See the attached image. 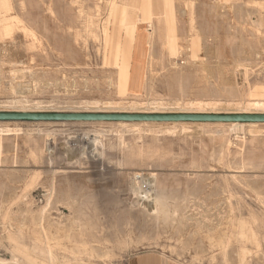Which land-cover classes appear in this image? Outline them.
Segmentation results:
<instances>
[{
	"label": "rangeland",
	"instance_id": "374dc122",
	"mask_svg": "<svg viewBox=\"0 0 264 264\" xmlns=\"http://www.w3.org/2000/svg\"><path fill=\"white\" fill-rule=\"evenodd\" d=\"M129 1L25 0L21 11L15 0L18 21H0V112L264 114L244 104L257 87L264 100V0H164L180 55L158 27L144 45L145 89L120 97L114 74L131 62L111 7ZM16 124L0 125L13 130L0 136V264H264V124Z\"/></svg>",
	"mask_w": 264,
	"mask_h": 264
},
{
	"label": "bare ground",
	"instance_id": "6f19581e",
	"mask_svg": "<svg viewBox=\"0 0 264 264\" xmlns=\"http://www.w3.org/2000/svg\"><path fill=\"white\" fill-rule=\"evenodd\" d=\"M78 1V0H77ZM102 1V0H101ZM176 1V0H175ZM178 1V0H177ZM187 1V0H186ZM205 1V0H204ZM219 1V0H218ZM228 1V0H227ZM249 1V0H248ZM251 1V0H250ZM14 2H15V0H0V21H1V23L2 24H8V22L9 21H11L12 19H15V20H17V17L16 16H14V15H12L13 13H14V11H16V8H14ZM72 2V1H71ZM74 2V1H73ZM73 2H72V4H73ZM110 2H112V1H110ZM126 2V1H125ZM189 3H190V1H188ZM259 2V1H258ZM96 3V2H95ZM187 3V2H186ZM195 3V2H194ZM193 3V4H194ZM71 4V3H70ZM228 4V3H227ZM97 5V4H96ZM189 5V4H188ZM20 10L21 11H25L26 10V2H25V0H21V3H20ZM98 6V5H97ZM97 6H95V7H97ZM231 6V5H230ZM94 7V8H95ZM103 7V6H102ZM101 7V8H102ZM155 8H153V4L151 3V1L150 0H130L129 1V4L128 5H126V6H118V5H114L113 4V7H111V9H112V12L115 14L114 15V23L113 24H115V25H120L123 29H124V31H125V33H126V38H125V46H124V52L122 53V57L124 58V59H127L128 61H130L131 63L129 64V66L130 67H128V65L127 64H123L122 66H118L116 69H117V74H114V75H117V79H116V83H115V88H116V94L117 95H119L120 97H129V96H138L139 97V95H138V93H136V91L133 89V88H136L138 91L137 92H142L144 89H145V83H144V78H145V74L146 73H144V68H143V63H144V57H145V50H144V45H147V44H151V39H152V37H153V35L155 34V32H156V30H157V28L158 27H162V32H163V35H164V43H165V45H166V48H167V51H168V54H169V56L171 57V58H173V59H177L178 57H179V55H180V45L179 44H177V45H175V43H173V41L174 40H176V41H178L179 39H178V37H177V18H176V13H174V15H173V18H171L172 20L170 21V24H171V26H172V29H171V32L173 33V35H175V37L173 38V37H171L170 36V33H169V28H168V25H169V21L167 20V18H166V12H165V1L164 0H158V2H157V4H156V6H154ZM185 7V6H184ZM258 8H259V6H257ZM189 8H190V5H189ZM233 8V7H232ZM231 9V8H230ZM194 10V9H193ZM232 10V9H231ZM103 11V10H102ZM137 12V11H139L140 13V15H135V13L134 12ZM187 12V11H186ZM188 12H190V11H188ZM23 13V12H22ZM93 13V12H92ZM261 13V12H260ZM16 14V13H15ZM94 14V13H93ZM188 15V14H187ZM91 16V15H90ZM189 16V15H188ZM190 18V17H189ZM261 19H262V17H261ZM21 20V19H20ZM90 20H92V19H90ZM94 20V19H93ZM98 20V19H97ZM14 21V20H13ZM12 21V22H13ZM18 21V20H17ZM96 21V20H95ZM252 21V20H251ZM263 21H264V19H263ZM99 22V21H98ZM0 23V24H1ZM18 23H20V25H21V23L22 22H18ZM17 23V24H18ZM97 23V22H96ZM95 23V24H96ZM99 24V23H98ZM98 24H96V25H98ZM102 24V23H101ZM104 24V23H103ZM188 24H189V22H188ZM252 24V23H251ZM13 26H16V25H14L13 24ZM23 26V25H22ZM24 26H26V25H24ZM95 26V25H94ZM88 27V26H87ZM101 27H102V25H101ZM12 27L10 26V27H8V26H6L5 27V31L7 32V31H10V29H11ZM26 28V27H25ZM25 28H24V30H25ZM90 28V27H89ZM91 28H92V26H91ZM104 28V27H103ZM246 28V27H245ZM28 29V28H27ZM94 29V28H93ZM92 29V30H93ZM141 29H145L146 30V32H147V34L148 35H144L145 37H146V39H145V37H143L142 39H141V37H140V30ZM192 29H194V27L192 28ZM243 29V28H242ZM13 30V29H12ZM86 30H87V28H86ZM85 30V31H86ZM92 30H91V32H92ZM106 30V29H105ZM105 30H103V32L105 31ZM195 30V29H194ZM259 30V29H258ZM19 31V30H18ZM26 31V30H25ZM196 31L197 32H199L197 29H196ZM263 31H264V29H263ZM13 32V31H12ZM24 32V31H23ZM97 32V31H96ZM151 32V33H150ZM29 35H30V33L29 32H27ZM84 33V32H83ZM86 33V32H85ZM93 33H95V32H93ZM92 33V34H93ZM159 33V32H158ZM264 33V32H263ZM12 34V33H11ZM25 34V33H24ZM82 34V33H81ZM90 34V33H89ZM105 34V33H104ZM146 34V33H145ZM76 35V34H75ZM106 37H105V41H107L108 40V38H109V33L107 32L106 34ZM260 35V34H259ZM28 36V35H27ZM31 36V35H30ZM29 36V37H30ZM34 36V35H33ZM82 36H83V34H82ZM81 36V37H82ZM158 36H159V34H158ZM32 37V36H31ZM80 37V36H79ZM95 37H97V35L95 36ZM190 37V36H189ZM84 39H85V36L83 37ZM98 38V37H97ZM102 38V37H101ZM95 39V38H94ZM159 39V38H158ZM260 39V38H259ZM77 40V39H76ZM87 40V39H86ZM89 40H90V38H89ZM101 40V39H100ZM100 40H98V42L100 41ZM264 40V39H263ZM31 41V40H30ZM34 41V40H33ZM78 41V40H77ZM79 41H80V39H79ZM82 41V40H81ZM158 41H160V40H158ZM189 41V40H188ZM261 41H262V39H261ZM36 42V41H35ZM84 42V41H83ZM154 42V41H153ZM28 43V42H27ZM46 43V42H45ZM81 43V42H80ZM84 43H86V42H84ZM221 43V42H220ZM34 44V43H33ZM99 44H101V43H99ZM198 37H192L191 38V46H192V49H193V57L196 55V48L198 47ZM25 45V44H24ZM31 45V44H30ZM188 45V44H187ZM186 45V46H187ZM200 46V45H199ZM25 47H26V45H25ZM28 47V46H27ZM30 48V47H29ZM28 48V49H29ZM32 48H34V47H32ZM37 48V47H36ZM150 48V47H149ZM153 48V47H152ZM45 49V48H44ZM94 49V48H93ZM165 49V48H164ZM188 49H189V47H188ZM32 50V49H31ZM42 50V49H41ZM95 50V49H94ZM96 50H97V48H96ZM185 50H186V48H185ZM184 50V51H185ZM34 51H36V50H34ZM34 51H31V52H34ZM100 53V52H99ZM151 53V52H150ZM229 53V52H228ZM264 53V52H263ZM215 55H216V53H215ZM260 56V55H259ZM258 56V57H259ZM151 57V56H150ZM257 57V56H256ZM189 58V57H188ZM148 59H149V57H148ZM152 59V58H151ZM179 60H180V58H179ZM190 60V59H189ZM217 60V59H216ZM164 61V60H163ZM228 61V60H227ZM151 62V61H150ZM149 62V63H150ZM155 62V61H154ZM185 62V61H184ZM148 63V64H149ZM157 63H158V61H157ZM179 63V62H178ZM147 64V65H148ZM177 64V63H176ZM195 65V64H194ZM155 66V65H154ZM189 66V65H188ZM153 67V66H152ZM226 67V66H225ZM189 68V67H188ZM175 69V68H174ZM153 70V69H152ZM238 70H239V67H238ZM233 71V70H232ZM250 71V70H249ZM243 72H244V70H243ZM247 72V71H246ZM252 72V71H251ZM253 73V72H252ZM45 74V73H44ZM235 74V73H234ZM113 75V74H112ZM236 75V74H235ZM247 75V74H246ZM246 75H245V78H246ZM260 75V74H259ZM240 76H241V74H240ZM113 77V76H112ZM115 77V76H114ZM242 77V76H241ZM235 78H236V76H235ZM244 78V79H245ZM254 78V77H253ZM252 79V78H251ZM259 79V78H258ZM146 81V80H145ZM148 81V80H147ZM260 81V80H259ZM109 82V81H108ZM234 82V81H233ZM235 83V82H234ZM245 83V82H244ZM87 84V83H86ZM89 84V83H88ZM148 84H149V82H148ZM246 84H247V82H246ZM255 84V83H254ZM230 85H231V83H230ZM229 85V86H230ZM257 85V84H256ZM235 86V85H234ZM234 86H231L232 88L234 87ZM236 86H237V84H236ZM238 86H239V84H238ZM243 86V85H242ZM241 86V87H242ZM246 86V85H245ZM255 86V85H254ZM40 87V86H39ZM113 87V86H112ZM112 87H109V88H112ZM113 87V88H114ZM182 87V86H181ZM248 87H250L249 85H248ZM29 88V87H28ZM35 88H37V87H35ZM41 88V87H40ZM236 88H238V87H236ZM29 89H31V88H29ZM181 89V88H180ZM239 89V88H238ZM242 89V88H241ZM35 90V89H34ZM113 90V89H112ZM250 90V89H249ZM263 90V88H256V90H255V93H253L252 95H250L251 96V100L250 101H246V103H244L245 105H246V108L249 110H251L252 108L253 109H255V110H258V111H260L261 109L262 110H264V100L263 99H261V98H259L260 97V95H261V91ZM181 91V90H180ZM33 92V91H32ZM35 92V91H34ZM153 92V91H152ZM182 92V91H181ZM247 92V91H246ZM29 93V92H28ZM37 93V92H36ZM243 94V93H242ZM249 96V97H250ZM247 97V96H246ZM244 98V97H243ZM245 100V99H244ZM243 100V101H244ZM194 101V100H193ZM234 101V100H233ZM22 102V101H21ZM152 102V101H151ZM157 102V101H156ZM153 102V103H149V102H147L146 103V105H153V106H155V105H162V103L161 102ZM224 102V101H223ZM228 102V101H227ZM135 103V102H134ZM178 103H180V102H178ZM219 103V102H218ZM135 104H137V102L135 103ZM143 104V103H142ZM186 104V103H185ZM237 103L235 102V105H236ZM190 106H195V107H197V110H203L204 109V107H208V106H214V105H216V103L214 102V103H206V102H197V101H195V102H193V103H191V104H189ZM237 105H241V104H237ZM159 107V106H158ZM160 108V107H159ZM149 110V109H148ZM247 111V110H246ZM82 113V112H81ZM2 123H9V122H0V125L2 124ZM18 124V123H17ZM16 124V125H17ZM43 124V123H42ZM54 124V123H53ZM90 124V123H89ZM92 124H94V123H92ZM97 124V123H96ZM113 124V123H112ZM117 124V123H116ZM120 124V123H119ZM124 125L126 124V123H123ZM122 124V125H123ZM146 124V123H145ZM52 125V124H51ZM55 125V124H54ZM63 125V124H62ZM83 125V124H82ZM106 125V124H105ZM121 124H120V126H122ZM123 125V126H124ZM138 125V124H137ZM163 125V124H162ZM174 125V124H173ZM204 125V124H203ZM232 126H234V125H237L238 126V124H231ZM240 125V124H239ZM3 126V125H2ZM66 126H67V124H66ZM86 126V125H85ZM88 126H90V125H88ZM94 126V125H93ZM119 126V125H118ZM122 126V127H123ZM178 126V125H177ZM206 126V125H205ZM252 126H256V124H252ZM15 127V126H14ZM91 127V126H90ZM128 127V126H127ZM147 127V126H146ZM155 127V126H154ZM156 127H158V126H156ZM167 127V126H166ZM247 127V126H246ZM258 127V126H257ZM3 128V127H2ZM94 128V127H93ZM115 128V127H114ZM132 128H134V127H132ZM139 128H141L140 126H139ZM163 128H165V127H163ZM184 128V127H183ZM214 128V127H213ZM256 128V127H255ZM12 129V128H11ZM10 128L9 129H0V136H3V135H10V134H12V131L13 130H11ZM95 129V128H94ZM161 129H162V127H161ZM189 129V128H188ZM206 129V128H205ZM220 129V128H219ZM47 130V129H46ZM109 130V129H108ZM118 130V129H117ZM165 130V129H164ZM180 130V129H179ZM211 130V129H210ZM210 130H208V131H210ZM228 130V129H227ZM251 130V129H250ZM256 130V129H255ZM17 131V130H16ZM43 131V130H42ZM51 131V130H50ZM56 131H58V130H56ZM93 131H95V130H93ZM121 131V130H120ZM141 131V130H140ZM151 131V130H150ZM170 131V130H169ZM207 131V132H208ZM214 131V130H213ZM225 131V130H224ZM254 131V130H253ZM53 132V131H52ZM55 132V131H54ZM112 132V131H111ZM111 132H109V133H111ZM115 132V131H114ZM124 131H122V133H123ZM142 132V131H141ZM146 132V131H145ZM148 132V131H147ZM185 132V131H184ZM210 132H212V131H210ZM248 132H250V131H248ZM259 132H260V130H259ZM17 133V132H16ZM47 133V132H46ZM101 133V132H100ZM108 133V132H107ZM144 133V132H143ZM154 133V132H153ZM252 133H254V132H252ZM256 133V132H255ZM52 134V133H51ZM54 134V133H53ZM116 134V133H115ZM119 134H121V133H119ZM124 134H125V132H124ZM128 134V133H127ZM209 134V133H208ZM46 135V134H45ZM61 135V134H60ZM112 135V134H111ZM123 135V134H122ZM126 135V134H125ZM129 135H130V133H129ZM156 135V134H155ZM162 135V134H161ZM56 137V136H55ZM90 137V136H89ZM99 137V136H98ZM98 137L97 138H95L96 140H98ZM58 138V137H57ZM60 139H61V137H59ZM104 138V137H103ZM119 138V137H118ZM122 138V137H121ZM125 138V137H124ZM94 139V140H95ZM134 139V138H133ZM143 139V138H142ZM56 140V139H55ZM96 140L94 141V144H95V142H96ZM145 140V139H144ZM143 140V141H144ZM121 141H123L122 139H121ZM141 141V140H140ZM139 141V142H140ZM163 141V140H162ZM170 141V140H169ZM173 141V140H172ZM2 142V141H1ZM108 142V141H107ZM128 142V141H127ZM136 142V141H135ZM165 142V141H164ZM92 143V142H91ZM132 143V142H131ZM137 143V142H136ZM44 144V143H43ZM108 144V143H107ZM228 144V143H227ZM91 145V144H90ZM90 145H87V146H90ZM110 145H112V144H110ZM150 145V144H149ZM153 145V144H152ZM56 146V145H55ZM67 146H69V145H67ZM92 146V145H91ZM94 146V145H93ZM123 146V145H122ZM38 147V146H37ZM45 147V146H44ZM83 147H85L84 146V144H83ZM82 147V148H83ZM108 147V146H107ZM141 147V146H140ZM146 147V146H145ZM230 147V146H229ZM228 147V148H229ZM233 147V146H232ZM57 148V147H56ZM70 148V147H69ZM109 148H110V146H109ZM113 148V147H112ZM120 148H122V147H120ZM124 148V150H125V147H123ZM151 148H156L155 146L153 147H151ZM159 148V147H158ZM237 148V147H236ZM86 149V148H85ZM119 149V148H118ZM127 149H128V147H127ZM126 149V150H127ZM0 150H1V147H0ZM96 150V149H95ZM94 150V151H95ZM119 150H121V149H119ZM118 150V151H119ZM155 150H157V149H155ZM168 150V149H167ZM229 150V149H228ZM45 151V150H44ZM122 151V150H121ZM128 151V150H127ZM126 151V152H127ZM77 152V151H76ZM89 152V151H88ZM92 152V151H91ZM125 152V151H124ZM38 153V152H37ZM36 153V155H38ZM39 153H40V151H39ZM42 153V152H41ZM84 153V152H83ZM101 153V152H100ZM116 153H117V151H116ZM119 153H121V152H119ZM147 153V152H146ZM78 154V153H77ZM91 154H93V153H91ZM152 154V153H151ZM76 155V154H75ZM74 155V156H75ZM105 155V154H104ZM109 155H111L110 153H109ZM114 155V154H113ZM153 155V154H152ZM155 155V154H154ZM33 156V155H32ZM99 156V155H98ZM115 156V155H114ZM150 156V155H149ZM41 157V156H40ZM40 157H39V159H40ZM43 157H46V156H43ZM57 157V156H56ZM76 157V156H75ZM102 157V156H101ZM147 157H148V154H147ZM38 158V157H37ZM58 158V157H57ZM105 158V157H104ZM35 159V158H34ZM39 159H37V160H39ZM70 159V158H69ZM68 159V160H69ZM72 159V158H71ZM164 159V158H163ZM54 160V159H53ZM62 160V162L64 161L63 159H61ZM74 160V159H73ZM111 160V159H110ZM84 161V160H83ZM162 161V160H161ZM106 162V161H105ZM115 162V161H114ZM109 163V162H108ZM113 163V162H112ZM122 163V162H121ZM152 163V162H151ZM64 164V163H63ZM68 164V163H67ZM84 164V163H83ZM91 164V163H90ZM113 164H116V163H113ZM55 165V164H54ZM58 165H59V163H58ZM96 165V164H95ZM117 165V164H116ZM150 165V164H149ZM209 165V164H208ZM60 167V166H59ZM72 167V166H71ZM86 167V166H85ZM89 167V166H88ZM64 168V167H63ZM119 168H121V167H119ZM127 168H129V167H127ZM194 168V167H193ZM71 169V168H70ZM73 169V168H72ZM104 169V168H103ZM102 169V170H103ZM117 169V168H116ZM231 169V168H230ZM55 170V169H54ZM59 170V169H58ZM62 170V169H61ZM74 170V169H73ZM79 170V169H78ZM81 170V169H80ZM88 170H90V169H88ZM114 170V169H113ZM120 170V169H119ZM123 170H124V168H123ZM128 170V169H127ZM132 171H133V169H131ZM148 170V169H147ZM104 171V170H103ZM109 171V170H108ZM118 171V170H117ZM138 171H140V170H138ZM197 171V170H196ZM212 171V170H211ZM59 172H61V171H59ZM165 172V171H164ZM52 173V172H51ZM67 173V172H66ZM100 173V172H99ZM54 174V173H53ZM68 174V173H67ZM113 174V173H112ZM156 174V173H155ZM160 174H162V173H160ZM55 175V174H54ZM60 175V174H59ZM114 175V174H113ZM119 175H120V173H119ZM125 175V174H124ZM129 175V174H128ZM63 176V175H62ZM67 176V175H66ZM127 176V175H126ZM187 177H188V175H186ZM59 177V176H58ZM104 177V176H103ZM111 177H112V175H111ZM122 177H123V174H122ZM156 177V176H155ZM50 178V177H49ZM105 178H107V177H105ZM119 178H120V176H119ZM131 178V177H130ZM140 178V177H139ZM113 179V178H112ZM115 179V178H114ZM121 179H123V178H121ZM126 179V178H125ZM106 180V179H105ZM129 180V179H128ZM135 180H137V179H135ZM151 180H153V177H152V179ZM97 181V180H96ZM116 181V180H115ZM133 181V180H132ZM141 181H142V179H141ZM141 181H140V183H141ZM143 181H145V180H143ZM148 181V180H147ZM101 182V181H100ZM104 182V181H103ZM122 182V181H121ZM146 182V181H145ZM144 182V183H145ZM153 182V181H152ZM154 182H156V181H154ZM112 183V182H111ZM127 183V182H126ZM52 184H53V182H52ZM55 184V183H54ZM114 184H116V183H114ZM133 184H135V183H133ZM147 184V183H146ZM121 185H123V184H121ZM128 185V184H127ZM152 185V187H154V186H156V185H154L153 186V184H151ZM55 186V185H54ZM54 186H52V187H54ZM97 186V185H96ZM131 186V185H130ZM137 186H139V185H137ZM142 186V185H141ZM136 187V186H135ZM98 188H99V186H98ZM116 188V187H115ZM121 188H123V187H121ZM125 188V187H124ZM127 188H129V186L127 187ZM132 188V187H131ZM150 188V187H149ZM155 188V187H154ZM157 188V187H156ZM96 189V188H95ZM139 189H141V187H139ZM152 189V188H151ZM54 190H55V188H54ZM129 190V189H128ZM136 190V189H135ZM134 190V193L132 192L131 194L134 196V194L135 193H139V195H140V191L139 192H136ZM52 191V190H51ZM125 191H127V190H125ZM155 191V190H154ZM154 191H152V192H154ZM50 192V191H49ZM53 192V191H52ZM129 192H130V190H129ZM157 192V191H156ZM46 193H48V192H46ZM51 193V192H50ZM146 193V192H145ZM48 195V194H47ZM51 195H52V193H51ZM136 195V194H135ZM144 195V194H143ZM147 195H149V194H147ZM157 195V194H156ZM230 195V194H229ZM121 196V195H120ZM150 196V195H149ZM149 196L147 197V199L149 198ZM152 196V195H151ZM155 196V195H154ZM141 197H142V195H141ZM145 197H146V195H145ZM157 197V196H156ZM130 198V197H129ZM134 198H136V197H134ZM144 198V197H143ZM154 198V197H153ZM25 199V198H24ZM146 199V200H147ZM138 200V199H137ZM141 200H142V198H141ZM130 201V200H129ZM151 201V200H150ZM149 201V202H150ZM141 202V201H140ZM29 203V202H28ZM27 203V204H28ZM52 203V202H51ZM131 203V202H130ZM129 203V204H130ZM135 202H133V204H134ZM145 203H146V201H145ZM148 203V202H147ZM147 203L145 204V205H147ZM154 203V202H153ZM153 203H151V205L153 204ZM74 204V203H73ZM126 204V203H125ZM132 204V205H133ZM143 205H144V203H142ZM172 204V203H171ZM77 205V204H76ZM134 206V205H133ZM148 206H150V204L148 205ZM154 206V205H153ZM2 207V206H1ZM31 207V206H30ZM29 207V208H30ZM48 207V206H47ZM46 207V208H47ZM132 207V206H131ZM136 207V206H135ZM138 207H140V206H138ZM137 207V208H138ZM143 207V206H142ZM141 207V208H142ZM28 208V207H27ZM51 208V207H50ZM146 208H149V207H146ZM2 209H3V207H2ZM145 209V208H144ZM150 210V209H149ZM156 210V209H155ZM6 211H7V209H6ZM43 211V210H42ZM130 211V210H129ZM132 211V210H131ZM70 212V211H69ZM152 212V211H151ZM155 212H157V211H155ZM47 213V212H46ZM130 213V212H129ZM13 214V213H12ZM17 214H19V213H17ZM56 214V213H55ZM155 214H157V213H155ZM46 215V214H45ZM54 215V214H53ZM14 216V215H13ZM114 216H115V214H114ZM118 216V215H117ZM9 218V217H8ZM57 218V217H56ZM55 218V219H56ZM62 218V217H61ZM117 218V217H116ZM44 219V218H43ZM42 219V220H43ZM70 219V218H69ZM111 219V218H110ZM3 220V219H2ZM235 220V219H234ZM0 221H1V219H0ZM242 221V220H241ZM3 222V221H2ZM1 222V223H2ZM6 222V221H5ZM68 223V222H67ZM72 223H74V222H72ZM227 223H229V222H227ZM238 223V222H237ZM23 224V223H22ZM113 224V223H112ZM152 224V223H151ZM44 225V224H43ZM42 225V226H43ZM73 225V224H72ZM216 225V224H215ZM10 226V225H9ZM114 226V225H113ZM79 227V226H78ZM126 227V226H125ZM209 227V226H208ZM238 227V226H237ZM24 228V227H23ZM116 228H117V226H116ZM228 229V228H227ZM40 230H41V228H40ZM44 230V229H43ZM115 230V229H114ZM212 230V229H211ZM16 231V230H15ZM105 231V230H104ZM103 231V232H104ZM227 231V230H226ZM230 231V230H229ZM248 231V230H247ZM246 231V229L244 228V231L242 230V234L244 235L245 234V236H248V238H249V231L247 232ZM28 232V231H27ZM228 232V231H227ZM17 233V232H16ZM128 233V232H127ZM239 233H240V230H239ZM18 234V233H17ZM43 235H44V233H42ZM76 234V233H75ZM241 234V235H242ZM58 235V234H57ZM131 235V234H130ZM223 235V234H222ZM45 236V235H44ZM115 236V235H114ZM172 236V235H171ZM237 236V235H236ZM131 237V236H130ZM170 237V236H169ZM213 237V236H212ZM223 237H224V235H223ZM252 238H253V235L251 236ZM161 238V237H160ZM47 239V238H46ZM69 239V238H68ZM116 239V238H115ZM228 239V238H227ZM117 240V239H116ZM167 240V239H166ZM221 240V238L219 239L218 238V240L217 241H213V239H212V242H219ZM46 241V240H45ZM117 241H119V240H117ZM182 241V240H181ZM222 241V240H221ZM221 241H220V246H221ZM235 241V240H234ZM107 242H109L108 240H107ZM123 242V241H122ZM210 242V241H209ZM212 242H210V243H212ZM237 242V241H236ZM118 243V242H117ZM124 243V242H123ZM122 243V244H123ZM131 243V242H130ZM234 243V242H233ZM67 244V243H66ZM69 244V243H68ZM217 244V243H216ZM215 244V245H216ZM45 245V244H44ZM43 245V246H44ZM63 245V244H62ZM47 246V245H46ZM57 246V245H56ZM79 246V245H78ZM109 246V245H108ZM127 246V245H126ZM217 246V245H216ZM219 246V247H220ZM48 247V246H47ZM53 247V246H52ZM100 247V246H99ZM104 247V246H103ZM223 247H224V245H223ZM223 247H222V249H223ZM102 248V247H101ZM123 248V247H122ZM211 248V247H210ZM217 248H218V246H217ZM48 249V248H47ZM121 249V248H120ZM49 250H50V248H49ZM65 250V249H64ZM82 250V249H81ZM124 250V249H123ZM118 251V250H117ZM111 252V251H110ZM119 252V251H118ZM213 252V251H212ZM113 253H115V255H116V252H114L113 251ZM112 253V255H114ZM120 253V252H119ZM222 253V252H221ZM226 253H227V251H226ZM48 254H49V259L51 258V260H52V258H53V256L48 252ZM219 254V253H218ZM15 256V255H14ZM117 256H119V255H117ZM122 257V256H121ZM13 258V257H12ZM18 258V257H17ZM111 258V257H110ZM113 258V257H112ZM212 258V257H211ZM39 259V258H38ZM94 259V258H93ZM115 259V258H114ZM216 259V258H215ZM21 260V259H20ZM23 260V259H22ZM50 260V261H51ZM118 260V259H117ZM40 261V260H39ZM49 261V262H50ZM214 261H216V260H214ZM46 262V261H45ZM37 263V262H36ZM43 263V262H42ZM52 263V262H51ZM59 263V262H58ZM83 263V262H82ZM81 263V264H82ZM46 264H47V262H46Z\"/></svg>",
	"mask_w": 264,
	"mask_h": 264
},
{
	"label": "water",
	"instance_id": "95a60500",
	"mask_svg": "<svg viewBox=\"0 0 264 264\" xmlns=\"http://www.w3.org/2000/svg\"><path fill=\"white\" fill-rule=\"evenodd\" d=\"M0 122L9 123H209V124H264V114H125V113H29L0 112Z\"/></svg>",
	"mask_w": 264,
	"mask_h": 264
},
{
	"label": "crops",
	"instance_id": "0c3cea01",
	"mask_svg": "<svg viewBox=\"0 0 264 264\" xmlns=\"http://www.w3.org/2000/svg\"><path fill=\"white\" fill-rule=\"evenodd\" d=\"M136 92L138 91L136 88H133Z\"/></svg>",
	"mask_w": 264,
	"mask_h": 264
}]
</instances>
